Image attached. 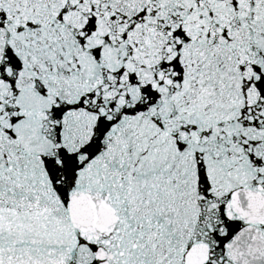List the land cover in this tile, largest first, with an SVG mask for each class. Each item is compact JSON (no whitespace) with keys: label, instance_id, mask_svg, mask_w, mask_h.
<instances>
[{"label":"snow or ice","instance_id":"6c2138e0","mask_svg":"<svg viewBox=\"0 0 264 264\" xmlns=\"http://www.w3.org/2000/svg\"><path fill=\"white\" fill-rule=\"evenodd\" d=\"M0 264H264V0H0Z\"/></svg>","mask_w":264,"mask_h":264}]
</instances>
